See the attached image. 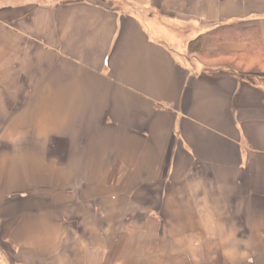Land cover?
I'll list each match as a JSON object with an SVG mask.
<instances>
[{
  "label": "crops",
  "instance_id": "0c3cea01",
  "mask_svg": "<svg viewBox=\"0 0 264 264\" xmlns=\"http://www.w3.org/2000/svg\"><path fill=\"white\" fill-rule=\"evenodd\" d=\"M112 1L0 0V264H264V0Z\"/></svg>",
  "mask_w": 264,
  "mask_h": 264
},
{
  "label": "trees",
  "instance_id": "16d2710c",
  "mask_svg": "<svg viewBox=\"0 0 264 264\" xmlns=\"http://www.w3.org/2000/svg\"><path fill=\"white\" fill-rule=\"evenodd\" d=\"M9 2L11 0H2ZM41 3H59L73 2L74 0H40ZM208 42V47H205ZM227 42L246 43L247 47L242 52H232L222 48L218 45ZM189 53L198 55L208 60H215L219 58H231L234 61L242 63L241 67H234L233 64L218 65L229 66L236 71H241L246 64L253 63V68H259L264 65V49L261 40L260 29L257 26L236 27L231 24L221 23L214 26L211 30L198 35L191 40L188 45Z\"/></svg>",
  "mask_w": 264,
  "mask_h": 264
},
{
  "label": "rangeland",
  "instance_id": "374dc122",
  "mask_svg": "<svg viewBox=\"0 0 264 264\" xmlns=\"http://www.w3.org/2000/svg\"><path fill=\"white\" fill-rule=\"evenodd\" d=\"M112 2L116 5L121 4L120 0L118 1L114 0ZM188 32L178 36L179 43H180L178 45H180V47H179V50H176V52H177V55L179 56L180 61H183L182 59H184V61L190 62L191 66L195 69H197L200 66L202 67L204 65L209 66L210 64H220V63L233 64V66L236 68L242 66V63L234 61L231 58L224 57V58H219L215 60H208V59H204L203 57H199L198 55L189 53V49H188L189 42L193 40L194 38H196L197 33L194 34L192 31L189 33ZM252 64L253 63H250L248 65L246 64V66H244L243 69L239 72L249 73L251 75H264V65H260L259 68H253Z\"/></svg>",
  "mask_w": 264,
  "mask_h": 264
}]
</instances>
